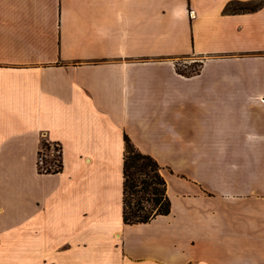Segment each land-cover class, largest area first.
<instances>
[{
  "label": "crops",
  "instance_id": "1",
  "mask_svg": "<svg viewBox=\"0 0 264 264\" xmlns=\"http://www.w3.org/2000/svg\"><path fill=\"white\" fill-rule=\"evenodd\" d=\"M251 1L0 0V264H264V1L228 9ZM124 135L167 181L148 222L123 221Z\"/></svg>",
  "mask_w": 264,
  "mask_h": 264
},
{
  "label": "trees",
  "instance_id": "2",
  "mask_svg": "<svg viewBox=\"0 0 264 264\" xmlns=\"http://www.w3.org/2000/svg\"><path fill=\"white\" fill-rule=\"evenodd\" d=\"M263 1L238 2L228 9L250 11L258 8ZM196 66L199 68H194ZM200 66L201 62L195 61L189 66L191 71L176 68L179 73L188 76L198 72ZM124 140L123 221L127 224L148 222L158 215L169 213L171 200L161 165L154 156L138 149L128 135H124Z\"/></svg>",
  "mask_w": 264,
  "mask_h": 264
},
{
  "label": "built area",
  "instance_id": "3",
  "mask_svg": "<svg viewBox=\"0 0 264 264\" xmlns=\"http://www.w3.org/2000/svg\"><path fill=\"white\" fill-rule=\"evenodd\" d=\"M37 167L41 173H54L62 169V146L58 141L42 140L37 156Z\"/></svg>",
  "mask_w": 264,
  "mask_h": 264
},
{
  "label": "rangeland",
  "instance_id": "4",
  "mask_svg": "<svg viewBox=\"0 0 264 264\" xmlns=\"http://www.w3.org/2000/svg\"><path fill=\"white\" fill-rule=\"evenodd\" d=\"M187 59H189V58H185V59H177V61H176V66L177 67H180V68H182V69H185V70H187V71H191V68L189 67L192 63H187V62H184V60H187ZM184 64H186V65H189L188 67H185L184 66ZM193 68V67H192ZM194 68H199V66H196V67H194ZM193 68V69H194Z\"/></svg>",
  "mask_w": 264,
  "mask_h": 264
}]
</instances>
